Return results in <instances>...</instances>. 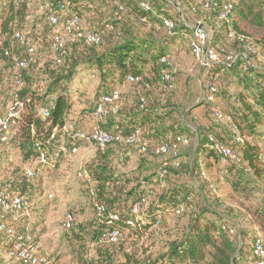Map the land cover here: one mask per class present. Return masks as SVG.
<instances>
[{
  "label": "trees",
  "instance_id": "1",
  "mask_svg": "<svg viewBox=\"0 0 264 264\" xmlns=\"http://www.w3.org/2000/svg\"><path fill=\"white\" fill-rule=\"evenodd\" d=\"M5 1L6 10L0 19V34L3 37L11 36L13 39L12 33L16 28L32 26L33 29L36 27L35 20L44 25L46 22L47 28L51 27V31H48L50 35L53 28L47 15L49 10L54 11L58 6H63L66 11L64 13L59 9L61 22L76 15L83 27L86 20L90 29L100 34L97 44H88L78 39L69 41L70 47L66 43L59 50V63L54 61V55L51 64H47L46 68L32 66L29 70V66L23 70L24 85L20 95L28 101L12 136V142L25 163L34 159L39 152L35 145L36 140H46L53 126H62L67 122L72 108L68 90L77 73L85 69L98 77L94 92L96 94L113 91L116 85L127 82L128 76L137 78L131 83L141 84L147 92L139 98L136 105L125 104L124 110L118 109L111 114L107 112L103 116L105 119L99 121L96 127L122 136L137 133L140 138L138 144L147 148L154 146V154L156 147L162 143L168 144L171 151L177 150L178 146L186 148L185 164L179 161L177 167L173 166V161L178 160L179 154L172 157V153H169L166 155H170L172 161L155 172L154 183L160 182L163 186L159 193L154 187L143 186L145 180L128 186V178L109 172L106 166L99 163L91 172L94 186L90 194L95 212L88 230V240L114 244L127 228H135L138 232L149 231L171 217L174 226L169 232L170 238L160 251L147 254L143 250L140 254L138 249L133 252L123 250L121 260L113 264H256L255 239L260 237L264 246V69L254 65L243 69L244 60L241 57H237L233 63L218 62L212 65L211 68L216 66L219 71H226L222 75L221 83L233 101L222 120L229 126L231 140L227 142L220 128L196 122L190 116L191 108L183 110L189 100L184 93L182 97L178 93L177 71L170 57L169 46L178 44L183 39H188L190 45L193 27L185 25L170 13L168 8L172 4L168 0H42L44 9L39 16L36 15L34 21L30 19L31 0ZM141 2L148 3L149 7L142 8ZM180 2L182 12L192 14L204 2L216 3L214 9H204L221 21L220 27L209 26L210 43L213 47L217 44V35L222 27L225 31H232L237 42L244 44L250 41L264 54V0H232L227 20L219 18L221 0ZM48 3H51L49 7ZM102 10L108 13V22L95 20L96 14ZM127 11L128 18L123 20V14ZM164 18L174 21L172 29L164 25ZM138 24L146 29L141 32ZM186 33L189 38L185 36ZM240 36H243L242 40ZM14 42L17 43L16 40ZM22 48V51L15 53L5 48L0 40V61L4 59L12 64L5 51L24 56L26 49L23 46ZM163 57L166 58L165 61H162ZM34 63L35 61L32 64ZM166 73L171 74V80L165 78ZM9 77L11 81V75ZM37 78H44L45 81L36 84ZM151 88L159 89L162 97L154 96ZM6 95L7 99L9 92ZM94 107L95 104L90 114L85 112V118L81 115L74 127L85 128L81 127L82 120L93 117ZM44 108L49 110L46 118L40 116V110ZM182 117L192 122L195 129L187 126ZM179 138L187 139L188 143L182 144ZM10 141L9 139L0 145ZM56 141L57 137L51 144ZM61 141L69 149L81 142L59 133V143ZM215 143L231 148L235 158H228L223 162ZM116 144L137 143L115 142L104 150L97 148L96 160L105 159L110 148ZM180 166L196 179L194 183L184 184L171 180L169 171H176ZM41 167L44 166H38L36 171ZM162 169H165V173L161 177ZM7 185L9 188L5 190L9 194L23 195L17 190L25 193L29 187L24 180ZM206 189L210 192L209 196L203 194ZM24 196L30 203L29 196ZM96 205L104 207L103 218L96 214ZM134 205L138 208V215L131 211ZM0 208V224H6L2 220L8 216L12 218V211L3 210L1 204ZM110 214H115L116 218H111ZM11 224H6L13 229L10 234L0 230V240L3 245L5 242L8 244V251L20 234L32 237L34 234V229L27 230V227L19 226L14 220ZM113 228L118 230L119 235L116 240L110 241L105 233ZM66 229L70 231V239L85 238V233L75 227L74 219ZM31 242L34 243V239ZM31 242L24 244L30 247ZM11 257L21 264L15 256Z\"/></svg>",
  "mask_w": 264,
  "mask_h": 264
},
{
  "label": "rangeland",
  "instance_id": "2",
  "mask_svg": "<svg viewBox=\"0 0 264 264\" xmlns=\"http://www.w3.org/2000/svg\"><path fill=\"white\" fill-rule=\"evenodd\" d=\"M2 1V0H1ZM42 0H37L30 8V19L34 20L36 15L41 14L39 3ZM172 5L168 8L170 13L183 21L185 25L192 26L196 22H202L210 33V27H220L221 21L213 16L212 13L205 11L204 7L198 5L197 12L188 13L182 12V3L180 0H168ZM6 4L0 2V19L5 13ZM107 12L102 10L96 14V21L108 22ZM128 18V11L123 14V20ZM84 27H89L88 22L84 20ZM145 22L144 20H142ZM39 23V21H38ZM36 24V23H35ZM140 31H144L146 28L138 24ZM32 27V26H31ZM27 26V28H16L20 31L30 32L35 36V63L30 65L29 70L36 68H46L51 64L55 53L50 48L51 34L48 35V31H51V27L47 28L46 22L40 23L39 30L33 29ZM90 28V27H89ZM98 28V26H97ZM28 29V31H26ZM218 39L214 46L221 53L233 52L234 54H246L250 59L252 65L264 69V54L258 50V48L250 41L241 44L237 42L234 33L229 30L225 31L221 27L219 29ZM42 32L41 39H37V32ZM211 34H213L211 32ZM185 36L189 38V34ZM0 40L5 48L11 51L20 52L23 50L22 46L14 42L11 36L3 37L0 34ZM69 46V43L66 44ZM70 47V46H69ZM170 57L173 65L176 68V80L178 82L179 95H186L188 98L187 105L183 110L191 108L192 112L190 116L198 123L203 125H214L220 128L224 133V140L229 142V126L225 121H215L211 117L213 110H220L225 115L228 113V109L233 105L232 98L228 93L225 86L222 85V75L226 71H219L218 67L205 68L201 63L194 58L191 53L188 39H183L182 42L174 45H170ZM36 64V65H35ZM12 74V64L2 59L0 61V110L4 108V101L6 100V94L11 90L10 75ZM37 83L42 84L44 78H37ZM6 81V82H5ZM98 83V77L90 74L89 70H82L77 73L71 83L68 95L72 101V114L85 115V112L91 113L93 105L98 99L95 88ZM215 83L218 85L217 94L213 101H208L205 97L204 84ZM119 97L111 104L107 105V110L111 114L113 111L125 108L126 105H136L139 98L147 92L144 87L139 83L123 82L116 85L114 89ZM154 92V96L162 97L159 89L151 88ZM182 97V96H181ZM51 99V98H50ZM184 97L182 102H184ZM124 110V109H123ZM190 117V118H191ZM85 118V116H84ZM101 117H86L83 120L81 127H93L99 125V121L104 120ZM187 126L195 129V126L186 117L181 118ZM224 130V131H223ZM10 138V142L5 145H0V189H8L7 184L16 182L18 180H24L28 189L24 193L29 196L30 207L29 213H24L18 220H14L19 226L27 227V230L34 229V234L31 242V246L35 247L40 254L46 255L50 259V264H107L109 261L117 263L121 260L123 250L126 252H133L138 249L141 254L143 250H146L147 254H155L160 251L164 243L170 238V230L173 229L174 220L169 217L163 224L152 227L149 231H136L135 228H127L120 236L119 240L112 244L108 242H91L88 240L90 233L88 232L90 224H92L94 214L93 199L90 194V190L93 189V177L92 171L95 170L99 163L106 166L109 172H113L115 175H123L128 178V186L136 184L139 180H145L143 186L154 187L156 192H161L163 186L162 183L155 184V172L161 166H168L172 161L173 155H158L153 153L154 146L149 148L140 146L138 143L129 144H116L110 148L105 159L96 160L97 147L94 143L81 141L77 145V150L74 152H66L57 164L53 167H41L38 168L35 176L32 179H27L24 174L25 161L18 150H15ZM59 145V136L57 141L49 146V152L52 153ZM186 148L178 146L177 154H179L178 161L181 164L187 162L185 156ZM225 164V163H224ZM169 176L172 181L177 183H194L196 179L187 174L186 169L183 166L176 169V171L170 170ZM211 178V176L209 177ZM22 182V181H21ZM205 192V193H204ZM203 194L210 195L208 189L203 191ZM260 198V194L257 195ZM27 211V212H28ZM72 213L74 217V225L76 228H80L85 233L83 240H74L68 238L70 233L63 226V222L67 213ZM2 210L0 208V216H2ZM7 225L13 222V218L4 217L3 220ZM34 224V227H33ZM260 235V233H258ZM2 236H5L2 234ZM3 245V255L1 257V263L7 262L10 264H20L16 259H11L8 255V244L6 242ZM110 254V255H109ZM112 256V258H110Z\"/></svg>",
  "mask_w": 264,
  "mask_h": 264
},
{
  "label": "built area",
  "instance_id": "3",
  "mask_svg": "<svg viewBox=\"0 0 264 264\" xmlns=\"http://www.w3.org/2000/svg\"><path fill=\"white\" fill-rule=\"evenodd\" d=\"M232 0H221L222 5L219 10V18L227 20L229 9L231 7ZM51 3H48V7ZM141 6L147 9L148 3L141 2ZM216 3L204 2L202 7L205 9H214ZM59 9L64 11L65 8L61 6L56 8L54 11H50L47 15V20L52 26V34L50 39V48L55 53L54 61L59 63V50L63 46L72 40H83L85 43L97 44L100 41V34L96 31L91 30L88 27H83L81 25L80 18L76 15L66 18L63 22L59 18ZM194 9V8H193ZM66 11H64L65 13ZM164 25L168 29L174 27V21L169 18H164ZM193 27V37L190 42V47L194 58H196L203 67L209 69L213 64L218 62H228L233 63L237 57H241L244 60L243 69L247 66H251L250 59L246 54H234L233 52L221 53L216 50L210 43V33L207 27L202 22H196L192 25ZM38 40L41 39L40 34L36 33ZM12 37L17 43L25 47V55L18 56L10 54L5 51V55L9 56L12 62V74H11V90L9 91L8 98L4 101V108L0 110V144L7 142L15 133L19 122L22 118V113L25 108V103L28 99L21 97L20 91L24 85L22 72L28 69V67L35 61V36L33 34H25L19 30H14ZM243 39V36H240ZM166 58L163 57L162 61ZM173 69L172 72H174ZM165 78L171 80V74L166 73ZM137 78L133 76H128V82H134ZM205 97L208 101H213L216 92L218 91V85L215 83H205L204 86ZM118 93L113 90L109 93L102 94L95 103L93 110L94 117H101L107 114V105L118 99ZM52 104V101L50 102ZM40 116L46 118L49 116L48 108L40 110ZM211 117L215 121H222L225 119V114L220 110H213L211 112ZM49 137L44 141L36 140L35 145L38 147L39 152L34 159H29L24 165V174L28 179H32L35 176L36 168L38 166L53 167L57 164L60 158L68 151L74 152L77 150L76 145H72L69 149L63 141L59 143L56 150L52 153L49 152V146L51 141L59 136V133L63 136L66 135L74 141H85L91 142L96 145L99 150H104L109 145L115 142H129V143H139L140 138L137 133H133L129 136H122L120 134H113L104 129L96 126H91L88 128H78L74 127L71 122H66L62 126H53L50 129ZM182 144H187L188 141L185 138H179ZM211 140H213L211 138ZM237 140H240L237 137ZM215 148L221 153L222 161L225 162L228 158L234 159L235 153L233 150L227 146L219 145L215 143ZM156 153L159 155H166L172 153L175 157L177 155V150L171 151L170 147L166 143L158 145L155 149ZM179 161L175 159L173 161V166L177 167ZM165 173V169H162L160 176L162 177ZM0 204L3 210H11L13 220H18V218L24 213H29V201L24 195L20 193L9 194L5 189L0 190ZM28 211V212H27ZM131 211L138 215L137 206H132ZM105 209L102 205H96V214L100 217H104ZM111 218H116L115 214H110ZM142 218L141 215H139ZM74 217L72 213H67L63 222V226L69 227ZM110 223L111 221L108 220ZM133 225L131 221L128 222ZM0 230L11 233L13 231L12 227H7L6 224H0ZM119 232L117 229L113 228L105 233V237L110 240H116ZM30 240L29 235L20 234L16 240L13 242L12 247L8 251V255L15 256L21 264H50V259L43 254H40L35 247L27 246L24 243ZM254 254L257 257L256 264H264V246L260 237H257L254 242ZM3 255V242L0 240V258ZM1 264H10L7 262Z\"/></svg>",
  "mask_w": 264,
  "mask_h": 264
},
{
  "label": "crops",
  "instance_id": "4",
  "mask_svg": "<svg viewBox=\"0 0 264 264\" xmlns=\"http://www.w3.org/2000/svg\"><path fill=\"white\" fill-rule=\"evenodd\" d=\"M3 2H4V4H6V1L5 0H2ZM2 1H0L1 3H2ZM32 2H31V5H33V3H35L36 2V0H31ZM36 8H40V10L39 11H42V9H44V5H42L41 4V2L39 3V6L38 7H36ZM34 21V20H33ZM36 24H35V26H37L36 27V29H35V32H36V30H39L38 28H39V25H40V22L38 23V20H35L34 21ZM41 32V31H40ZM40 32H38V34H40ZM72 106H74V105H72ZM81 118V115H77V114H72V112H70L69 114H68V120H67V122H71V124L74 126L77 122H78V120ZM83 121V120H82ZM85 142V141H84Z\"/></svg>",
  "mask_w": 264,
  "mask_h": 264
}]
</instances>
